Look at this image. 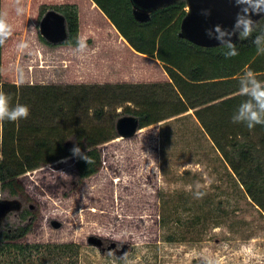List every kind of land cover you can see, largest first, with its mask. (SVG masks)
I'll return each instance as SVG.
<instances>
[{"label":"trees","instance_id":"16d2710c","mask_svg":"<svg viewBox=\"0 0 264 264\" xmlns=\"http://www.w3.org/2000/svg\"><path fill=\"white\" fill-rule=\"evenodd\" d=\"M22 6L23 17L16 14L14 0H0V11L8 12L13 26L11 37L0 45V91L10 98V107L21 104L30 110L26 119L0 123L2 188L27 195L21 176L60 158L68 160L76 146L91 161L75 156L79 177L89 178L103 166L101 145L118 137L120 116L135 115L145 128L193 109L246 193L264 210V125L248 129L232 121L248 99L239 94L238 77L247 69L264 82V55H257L253 43L264 33V17L247 39L234 43L238 55L226 57L223 45L203 47L179 36L187 0L156 9L146 21L136 19L131 0H22ZM51 9L67 18L69 36L59 43L62 47L77 48L86 28L91 31L86 40L98 43L100 52L85 60L87 67L73 75L75 81L18 84L14 66L26 13H31L36 34L28 32V44L35 46L34 39L54 44L37 28ZM136 58L154 61L161 73L141 74L131 65ZM71 137L75 146L67 142ZM35 224L34 213L29 223L0 231V264L12 249L22 255L33 249L78 254L75 242H21Z\"/></svg>","mask_w":264,"mask_h":264},{"label":"rangeland","instance_id":"374dc122","mask_svg":"<svg viewBox=\"0 0 264 264\" xmlns=\"http://www.w3.org/2000/svg\"><path fill=\"white\" fill-rule=\"evenodd\" d=\"M31 19L27 12L21 27L28 47L17 53L18 84V68L23 83L75 81L85 60L100 52L98 43L86 40L91 32L86 28L80 35L83 52L39 39L32 47ZM132 63L143 75L161 73L152 60ZM117 135L101 145L103 166L89 178L79 177L71 155L23 174L27 195H13L0 183V199L18 203L0 221V231L29 223L35 213L34 229L21 242L79 244L71 256L12 249L2 264H264V210L246 193L193 109L132 136ZM67 142L76 145L74 137Z\"/></svg>","mask_w":264,"mask_h":264},{"label":"clouds","instance_id":"9594fccd","mask_svg":"<svg viewBox=\"0 0 264 264\" xmlns=\"http://www.w3.org/2000/svg\"><path fill=\"white\" fill-rule=\"evenodd\" d=\"M232 2L239 8L232 28L227 29L217 24L213 28L206 30L209 38L216 39L227 49L226 57L238 55L235 44L232 42L234 36L238 39H247L252 34L256 24L252 19L253 15L264 16V0H232ZM14 7L17 15L23 14L22 0H14ZM202 14L210 15V12L205 10ZM12 33L13 26L9 23L8 12L0 11V45L11 37ZM253 43L256 45L257 55H264V33L258 35ZM27 47L28 45L25 43L17 45L20 51ZM85 49L86 44L83 41H78L76 51L83 52ZM16 71L20 82L23 83V70L18 68ZM238 79L239 94L248 99L239 105L232 117L233 123H244L248 129H252L256 125H264V82L258 80L256 74L247 69ZM29 111L27 105L17 104L14 107H10V98L3 91H0V123L5 120L15 122L20 119H26L29 116ZM71 151L74 156L80 157L87 163L91 162L78 146Z\"/></svg>","mask_w":264,"mask_h":264},{"label":"water","instance_id":"95a60500","mask_svg":"<svg viewBox=\"0 0 264 264\" xmlns=\"http://www.w3.org/2000/svg\"><path fill=\"white\" fill-rule=\"evenodd\" d=\"M131 1L136 19L146 21L150 18L153 11L176 0ZM187 3L188 11L181 21L179 36L203 47L221 45L216 39L209 38L206 30L213 28L217 24L231 29L239 8L234 5L232 0H187ZM205 10L210 12V15L202 14ZM263 17L253 15L252 19L257 24ZM40 33L47 41L54 44L65 41L69 36L67 18L57 10H48L40 21ZM239 40L235 36L232 38L233 43H237ZM116 129L119 136L124 138L134 135L141 127L138 117L126 114L118 118ZM17 206V202L0 199V221L10 210ZM54 224L55 226L60 225L57 221ZM92 241L98 242L95 238ZM201 264H205V262L202 261Z\"/></svg>","mask_w":264,"mask_h":264},{"label":"bare ground","instance_id":"6f19581e","mask_svg":"<svg viewBox=\"0 0 264 264\" xmlns=\"http://www.w3.org/2000/svg\"><path fill=\"white\" fill-rule=\"evenodd\" d=\"M122 137H120V139H121Z\"/></svg>","mask_w":264,"mask_h":264}]
</instances>
